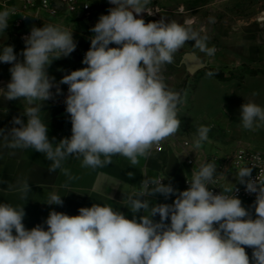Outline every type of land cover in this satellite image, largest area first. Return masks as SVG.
I'll list each match as a JSON object with an SVG mask.
<instances>
[{"label": "clouds", "instance_id": "1", "mask_svg": "<svg viewBox=\"0 0 264 264\" xmlns=\"http://www.w3.org/2000/svg\"><path fill=\"white\" fill-rule=\"evenodd\" d=\"M108 3L113 7L90 29V48L82 60L86 67L59 81L68 86L64 104L71 136L58 143L50 142L36 102L52 99L54 86L61 94L47 69L75 51L73 31L53 24L33 26L22 37V60L13 45L0 47V63L11 65V79L0 88L5 99L35 105L21 114L26 122L13 117L14 126L0 129V137L9 141V148L42 153L51 162L49 173L59 169L69 180L73 177L62 167L68 157L82 158V167L95 169L121 155L135 166L175 136L181 125V97L167 86L162 69L188 41H195L209 56L215 51L198 38L191 18L183 23L165 18L146 23L141 14H153L147 7L150 0ZM10 15L7 9L0 11V32L8 29ZM239 118L244 129L254 130L264 124V107L249 100L241 105ZM209 131L208 126L198 128L194 149L209 139ZM253 167H241L235 178L255 194V219L235 195L236 186L214 194L209 185L215 183L217 167L209 162L192 172L183 191L163 183L165 179L144 176L139 190L123 193L131 219L109 205L94 203L79 208L78 215L52 210L44 221L46 230L41 225L29 230L23 223L24 207L0 203V264H264V181L251 178ZM15 190L21 199L31 192L27 180L17 181ZM157 194L175 199L171 204L152 203ZM46 204L62 206L63 200L52 192ZM157 215L159 221L154 219ZM246 247L252 249L251 257Z\"/></svg>", "mask_w": 264, "mask_h": 264}, {"label": "crops", "instance_id": "2", "mask_svg": "<svg viewBox=\"0 0 264 264\" xmlns=\"http://www.w3.org/2000/svg\"><path fill=\"white\" fill-rule=\"evenodd\" d=\"M90 1L96 16L103 10L104 0ZM224 1H248L251 3L250 8L245 11L247 15L241 13L231 16L233 21L220 29V52L222 53L227 48H234L240 50L243 63L258 64L259 59H264V0ZM225 3L227 4V2ZM6 9L11 15L8 29L0 32V47L6 43L13 45L14 49H23L25 45L22 37L28 35L33 26L42 27L44 24H53L73 31V38L77 44L75 51L68 57L54 60L47 69L49 76L55 78L54 84L59 85L61 94L56 93L54 86L52 99L46 102H36L41 107L39 115L42 122L48 125L47 134L50 142L58 143L60 139L71 136L70 118L65 111L64 104L68 86L59 84V81L64 75L71 72L70 65L82 66L79 50L90 44L91 36L87 35L86 27L78 26L69 17L53 18L44 13L39 16L32 15L30 19L21 22L20 0H0V11ZM254 78L256 79V77H250L246 80H254ZM216 79L217 83H222L221 80ZM7 83L6 80L1 82L0 88H5ZM31 106L35 105H28L23 99L6 100L4 90H0V129H11L14 126L12 124L13 117L16 116H21L26 122L27 117L21 114ZM15 126L18 127V125ZM181 128L180 125V130L175 136L169 137L159 144L162 146L161 150L155 148L148 158H139V162L135 166H132L130 161L121 155L112 156L110 164L95 169L82 167V158L68 157L62 162V167L69 170L73 177L71 180L59 169L49 173L48 168L51 162L46 160L42 153L31 148H9L6 146L9 141L0 137V203H8L17 208L24 207L26 215L23 223L27 229L30 230L36 225H41L46 230L47 225L44 221L50 211L78 215L79 208L91 207L94 203L109 205L131 219L133 214L127 208V201L124 199L123 193L139 190L140 182L144 176L165 179V184L171 183L175 189L183 191L188 188L185 185L186 179L191 180L192 172L198 171L199 165L204 162L216 165L215 180L218 179L221 182L224 190L241 185L235 178L237 169L219 163L227 161L238 149L220 148L210 141L203 142L200 149H194L193 142L197 137L184 136ZM215 158L220 161L214 162ZM189 161H193V163ZM130 172L133 174L131 177L128 175ZM24 180H27L31 189L27 199H21L20 194L15 190L17 181ZM63 185H67V187ZM52 192H56L62 197V206L46 204L49 194ZM151 199L152 203L171 204L175 196L165 199L164 196L157 194ZM254 201L242 204L249 210L252 217H256ZM140 214L142 213H138L137 216ZM154 219L159 221V216L157 215ZM167 222L170 223V220ZM251 253L252 250L248 253L249 257H251Z\"/></svg>", "mask_w": 264, "mask_h": 264}, {"label": "rangeland", "instance_id": "3", "mask_svg": "<svg viewBox=\"0 0 264 264\" xmlns=\"http://www.w3.org/2000/svg\"><path fill=\"white\" fill-rule=\"evenodd\" d=\"M250 3L224 0H150L147 7L153 14L147 15L144 20L147 23L165 18L166 21L183 23L186 18H191L194 20L192 27L198 38L207 49L215 50L214 54L209 56L206 51L197 47L195 41H188L174 54L173 62L166 64L162 69L167 86L178 92L181 97L177 116L181 121L183 135L197 137L198 128L208 126L210 131L207 141L220 148H247L264 153V124L254 130H246L239 118L241 105L249 100L264 107V59H259L258 64L254 65L243 63L240 50L227 48L221 53L219 49L220 29L233 21L231 16L246 14ZM108 9V0H104L103 10L97 13L92 21L69 18L78 26L86 27L87 35L92 36L90 29L101 14H108ZM109 47L116 45L111 44ZM22 50L14 49L19 60L23 59L19 55ZM190 52L195 53L208 65L194 75L189 74L182 62L184 55ZM82 66L70 65L69 69L74 71L84 67ZM212 66L233 78L229 81L221 80L222 83L219 84L216 78L204 76L206 70L213 68ZM10 67L9 64L0 63V85L5 80L10 81ZM254 70L258 71L256 76L251 75ZM250 77L256 79L246 80Z\"/></svg>", "mask_w": 264, "mask_h": 264}, {"label": "built area", "instance_id": "4", "mask_svg": "<svg viewBox=\"0 0 264 264\" xmlns=\"http://www.w3.org/2000/svg\"><path fill=\"white\" fill-rule=\"evenodd\" d=\"M21 2V22H24L31 18L32 15L39 16L41 14H47L53 18L59 17H78L86 22L92 21L95 16V10L90 0H20ZM90 44L79 50L80 63L85 56V53L89 50ZM156 149L161 150L162 146L158 145ZM218 158L214 159V162H219ZM193 163V161H189ZM221 165H229L233 169H240L244 166H254L252 169V179L256 177L258 180L264 181V153L247 148L238 149L232 157L225 162H219ZM190 181V180H189ZM164 183V181H163ZM185 185L188 187L187 180ZM209 187L214 194H219L224 191L221 186V182L216 179L215 183L210 184ZM235 186L231 189L234 190ZM237 191L235 195L241 199L242 204L245 202L255 200V194H250L245 190L244 185H236ZM225 194L231 195L230 191H226ZM255 219L256 217H252ZM252 249L246 248L245 251L248 254Z\"/></svg>", "mask_w": 264, "mask_h": 264}, {"label": "water", "instance_id": "5", "mask_svg": "<svg viewBox=\"0 0 264 264\" xmlns=\"http://www.w3.org/2000/svg\"><path fill=\"white\" fill-rule=\"evenodd\" d=\"M111 7H113V5L108 3V8ZM147 15H148L147 13L141 14L143 19H145ZM182 62L186 66V69L189 72V74L191 75L196 74L197 72L208 66L207 63L203 62L199 56L191 52L184 55Z\"/></svg>", "mask_w": 264, "mask_h": 264}, {"label": "trees", "instance_id": "6", "mask_svg": "<svg viewBox=\"0 0 264 264\" xmlns=\"http://www.w3.org/2000/svg\"><path fill=\"white\" fill-rule=\"evenodd\" d=\"M209 73H212V75H209ZM257 74H258L257 70L251 72L252 76H256ZM204 76L215 77L222 81H229L233 78V76H227L222 70L217 68L207 69L206 72L204 73Z\"/></svg>", "mask_w": 264, "mask_h": 264}]
</instances>
